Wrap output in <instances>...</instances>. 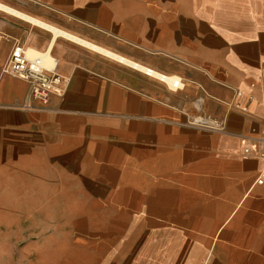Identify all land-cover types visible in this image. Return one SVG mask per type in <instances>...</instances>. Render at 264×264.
Here are the masks:
<instances>
[{
	"label": "crops",
	"instance_id": "1",
	"mask_svg": "<svg viewBox=\"0 0 264 264\" xmlns=\"http://www.w3.org/2000/svg\"><path fill=\"white\" fill-rule=\"evenodd\" d=\"M0 8L24 17L0 10V264H264V162L239 151L264 130V0ZM15 45L50 52L63 96L23 108Z\"/></svg>",
	"mask_w": 264,
	"mask_h": 264
},
{
	"label": "built area",
	"instance_id": "2",
	"mask_svg": "<svg viewBox=\"0 0 264 264\" xmlns=\"http://www.w3.org/2000/svg\"><path fill=\"white\" fill-rule=\"evenodd\" d=\"M10 53L9 58L5 62L3 73L24 80L28 83V92L26 100L23 104L25 110L31 109L32 102H40L46 105L53 96L61 97L64 94V79L61 78L55 71L57 63L52 60L51 67H45L41 63L43 56H50V52H34L35 56L29 57V49H24L21 46L15 45ZM124 64L123 62L119 61ZM134 69L136 67L132 66ZM138 70V69H137ZM140 71V70H139ZM145 76H150L157 79L160 83H165L172 90H179L181 82L179 78L166 75H159L150 69L141 71ZM157 76H156V75ZM241 93L237 92L236 97H240ZM243 110H245L243 108ZM193 127L207 132L219 131L221 128L214 121H207L201 118L195 119L192 123ZM240 157L244 160L262 161L264 162V130L259 134H251L244 136L240 145ZM264 178V170L260 178L256 181L257 185H261Z\"/></svg>",
	"mask_w": 264,
	"mask_h": 264
},
{
	"label": "bare ground",
	"instance_id": "3",
	"mask_svg": "<svg viewBox=\"0 0 264 264\" xmlns=\"http://www.w3.org/2000/svg\"><path fill=\"white\" fill-rule=\"evenodd\" d=\"M4 8H0V10H3ZM4 10H6L7 12H9V13H11V14H13V15H15V16H20V17H22L21 15H18V14H15L14 12H12V11H10V10H7V9H4ZM22 18H24V17H22ZM25 19H27V18H25ZM28 20V19H27ZM28 21H30L32 24H36V25H38V26H40V27H42V28H45L42 24H40L39 22H37V21H32V20H28ZM45 29H47V28H45ZM48 30V29H47ZM49 32H53L54 33V35L55 36H62V37H64V38H68V39H70V40H72V41H74V42H76V43H78V44H80V45H82L83 46V44L82 43H80L79 41H76V39H73L72 37H70V36H66V35H64V34H62V33H59L58 31H55V30H53V29H49L48 30ZM87 46V45H86ZM89 48H91V49H93V50H95V51H97L98 53L99 52H101L102 54H104V56L106 55V56H108V57H111V58H113L112 56H110V55H108V54H106V53H104V52H102V51H98L97 49H95V48H93V47H90V46H88ZM28 55H29V57L31 58V57H33V56H35V54H34V51H32V50H30L29 51V53H28ZM113 59H116L117 61H121V62H123L124 64H126V65H129V66H134V67H136L138 70H140V71H145V69L144 68H142V67H139L138 65H136V64H129V63H126L123 59H121V58H113ZM52 60L53 59H51L50 58V56H48V55H46V56H43L42 57V60H41V63L42 64H44V66L45 67H51L52 65H53V63H52ZM156 75V74H155ZM157 76V75H156Z\"/></svg>",
	"mask_w": 264,
	"mask_h": 264
}]
</instances>
